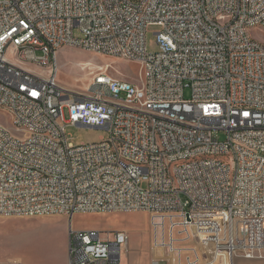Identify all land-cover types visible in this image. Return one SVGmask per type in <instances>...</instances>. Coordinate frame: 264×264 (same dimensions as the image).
<instances>
[{
	"label": "built area",
	"instance_id": "1",
	"mask_svg": "<svg viewBox=\"0 0 264 264\" xmlns=\"http://www.w3.org/2000/svg\"><path fill=\"white\" fill-rule=\"evenodd\" d=\"M255 29L264 0H0V111L13 120L0 124V216L146 212L151 264L264 257ZM66 47L138 62L140 84L102 73L70 90L58 82ZM70 126L108 137L75 145ZM128 253L126 232L69 227V264H121Z\"/></svg>",
	"mask_w": 264,
	"mask_h": 264
},
{
	"label": "rangeland",
	"instance_id": "2",
	"mask_svg": "<svg viewBox=\"0 0 264 264\" xmlns=\"http://www.w3.org/2000/svg\"><path fill=\"white\" fill-rule=\"evenodd\" d=\"M155 27L148 33V49L156 50ZM252 36L264 42V30L255 29ZM9 60L18 63L14 51L7 54ZM91 57V58H90ZM93 58V59H92ZM95 60L96 63H87ZM58 82L73 91L86 92L95 76L105 73L114 79L140 84L141 65L135 61L91 52L80 48L66 47L57 55ZM187 98L191 92L186 91ZM69 119V112L65 110ZM10 115L0 111V124L12 129ZM68 137L75 145L98 142L108 133L100 129L70 126ZM146 184L143 187L146 188ZM76 231L95 230L107 233L126 232L129 236V256L133 264H147L154 252L152 246L151 216L146 212L118 214H77L71 220L65 215L27 218L0 216V264H61L69 252V227ZM124 256V255H123ZM237 260L264 261L259 253H245Z\"/></svg>",
	"mask_w": 264,
	"mask_h": 264
},
{
	"label": "crops",
	"instance_id": "3",
	"mask_svg": "<svg viewBox=\"0 0 264 264\" xmlns=\"http://www.w3.org/2000/svg\"><path fill=\"white\" fill-rule=\"evenodd\" d=\"M129 254H130V252L128 254H123L124 256H122V258H121V264H133L135 262L134 259H131ZM152 258H153V256L151 255L147 264H151ZM61 261H62L61 264H69V261H70L69 252H66L64 257H62ZM237 264H264V261L248 262V261L237 260Z\"/></svg>",
	"mask_w": 264,
	"mask_h": 264
},
{
	"label": "bare ground",
	"instance_id": "4",
	"mask_svg": "<svg viewBox=\"0 0 264 264\" xmlns=\"http://www.w3.org/2000/svg\"><path fill=\"white\" fill-rule=\"evenodd\" d=\"M90 58H91V57H90ZM92 59H93V58H92ZM87 63H89V64H90V63L94 64V63H96V62H95V60H87Z\"/></svg>",
	"mask_w": 264,
	"mask_h": 264
}]
</instances>
